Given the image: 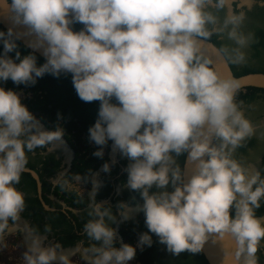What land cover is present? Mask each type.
<instances>
[{
  "label": "clouds",
  "instance_id": "9594fccd",
  "mask_svg": "<svg viewBox=\"0 0 264 264\" xmlns=\"http://www.w3.org/2000/svg\"><path fill=\"white\" fill-rule=\"evenodd\" d=\"M209 3L0 0L12 21L0 29V81L32 85L45 73H71L79 98L100 102L88 129L89 139L100 146L93 155L102 157L111 140L131 161L127 185L142 198L137 207L148 231L139 234L135 246H114L117 217L111 206L96 201L99 181L90 175L94 195L83 231L94 243L84 249L86 264H128L137 248L152 245L151 234L173 254L197 253L210 237L230 235L237 264H260L264 217L256 210L264 199V177L233 156L255 129L235 99L240 81L221 77L198 39L226 33L236 46L221 51L240 63L252 34L241 30L243 11H229L221 20ZM214 3L222 9L228 0ZM73 22L83 27L73 30ZM33 33L27 46L42 49L45 60L39 65L35 52L22 55L17 43ZM64 136L61 125L45 129L17 91L0 86V232L25 208L24 194L15 185L26 169L27 153ZM183 152L195 162L187 182L173 155ZM102 168L109 171V163ZM117 207L127 219L129 205L121 201ZM29 238L25 264H73L58 252V243L44 246L38 233Z\"/></svg>",
  "mask_w": 264,
  "mask_h": 264
},
{
  "label": "flooded vegetation",
  "instance_id": "af4514ba",
  "mask_svg": "<svg viewBox=\"0 0 264 264\" xmlns=\"http://www.w3.org/2000/svg\"><path fill=\"white\" fill-rule=\"evenodd\" d=\"M208 7L221 20L229 11L245 13V21L241 30L245 34H252L251 39L243 48L245 59L240 63H232L226 57L233 71L251 68L259 70L248 72H264V0H228L222 9H216L214 0H210ZM71 26L73 30H79L83 24L73 22ZM213 38L208 39L220 49L222 46L228 48L236 46L226 33L214 32ZM21 89L16 90L21 99L34 97V92ZM260 89L262 90L252 94L246 87L242 93L247 92L248 96L235 97L244 115L252 122L255 132L236 148L233 156L250 170H259L263 177L264 88ZM23 103L26 105L24 101ZM27 107L40 120L45 129L62 124L65 136L63 140L53 141L49 145L27 153L26 168L38 173L41 180V191L39 193L34 177L27 171L22 172L20 182L15 186L24 194L25 208L17 220H9L6 228L0 232V264H25L23 253L33 233L44 237V246L58 243L60 246L58 252L66 253L73 264H86L82 258L84 249L94 243L83 231V224L90 219L89 206L94 195L90 175L99 181L95 192L96 201L111 206L117 217L112 222L116 233L114 246L119 247L121 243L135 246L139 234L148 229L144 222V213L137 207L143 202L142 198L136 190L127 185L126 168L131 162L130 159L118 148H114L111 140L103 146L102 157L94 156L93 152L100 146L89 139L88 132L81 131L80 135L74 137L66 130L65 123L61 119L55 123L46 113ZM185 153L179 155L173 153L176 162L179 165L181 162V170ZM86 161L91 163L87 165ZM105 162H108L110 166L107 172L102 168ZM77 175L80 177L79 180L75 179ZM166 188L168 191L173 190L171 183ZM42 201L49 208H46ZM121 201L129 205L127 219H122L120 216L117 205ZM256 214L264 217V199L261 200V207L256 210ZM47 227L51 230L46 231ZM151 235L152 245L144 246L142 249L137 248L134 258L128 264H204L205 258H201L199 252L191 253L186 250L173 254L165 244L159 242L155 234ZM257 255L260 264H264V241L261 242Z\"/></svg>",
  "mask_w": 264,
  "mask_h": 264
},
{
  "label": "trees",
  "instance_id": "16d2710c",
  "mask_svg": "<svg viewBox=\"0 0 264 264\" xmlns=\"http://www.w3.org/2000/svg\"><path fill=\"white\" fill-rule=\"evenodd\" d=\"M0 29L5 28L0 24ZM210 38L214 39L213 35ZM17 43L20 45L19 50L22 55L27 52H33L28 50L19 40ZM0 48H2V45H0ZM9 55H14V53H9ZM35 55L37 56L38 65L44 62V58L37 53H35ZM253 70L259 69L247 68V70L241 69L233 72L235 75H240ZM0 86L5 89L11 88L15 91L22 88L21 90L26 92H34L33 98L21 99V102L23 103L24 101L26 106H29L33 110H40L43 113H46V115L55 123L61 119L62 122L65 123L64 126L66 130L72 133L74 137L80 135L81 131L87 133L89 127L94 124L97 119L100 102L98 100L86 102L79 98L72 83L71 73H61L59 76L45 73L43 76L38 77L36 83L32 85L14 84L11 79H8L6 81H0ZM247 90L253 94L262 89L257 87H247ZM248 94L249 93L247 92L244 94L242 93V90H239L236 93V96L244 97L248 96ZM113 102H116L114 98ZM90 163V161H86L87 165ZM199 255L204 259L201 251L199 252ZM204 264H208L205 259Z\"/></svg>",
  "mask_w": 264,
  "mask_h": 264
},
{
  "label": "water",
  "instance_id": "95a60500",
  "mask_svg": "<svg viewBox=\"0 0 264 264\" xmlns=\"http://www.w3.org/2000/svg\"><path fill=\"white\" fill-rule=\"evenodd\" d=\"M0 24L5 29L12 24L9 14L2 5H0ZM15 27L24 31L27 29V26L25 25H16ZM30 39H35L34 33L22 37L19 41L23 43L28 50L34 51L45 59L42 49H32L27 46ZM198 39H200V51L212 61L210 66L213 67L221 77H234L240 81L238 91L244 90L246 87L264 88V72H246L240 75H235L226 55L213 41L204 38ZM194 170L195 162L188 160V153L186 152L182 165L183 180L185 182H187ZM25 171L29 172L34 177L37 189L40 193L41 180L38 173L29 168H26ZM43 204L46 208H49L44 202ZM235 247V240L230 235H225L223 239H216L215 241L210 237L209 240L205 242L201 252L208 264H237L233 255ZM83 261L86 263L85 260Z\"/></svg>",
  "mask_w": 264,
  "mask_h": 264
},
{
  "label": "rangeland",
  "instance_id": "374dc122",
  "mask_svg": "<svg viewBox=\"0 0 264 264\" xmlns=\"http://www.w3.org/2000/svg\"><path fill=\"white\" fill-rule=\"evenodd\" d=\"M18 264H20V263H18Z\"/></svg>",
  "mask_w": 264,
  "mask_h": 264
}]
</instances>
